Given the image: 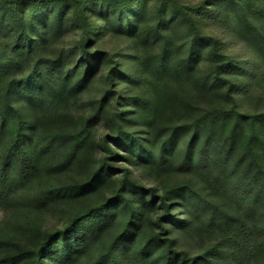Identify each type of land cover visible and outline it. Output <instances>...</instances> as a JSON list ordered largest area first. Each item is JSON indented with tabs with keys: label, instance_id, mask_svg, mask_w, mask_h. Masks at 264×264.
<instances>
[{
	"label": "trees",
	"instance_id": "trees-1",
	"mask_svg": "<svg viewBox=\"0 0 264 264\" xmlns=\"http://www.w3.org/2000/svg\"><path fill=\"white\" fill-rule=\"evenodd\" d=\"M89 1L0 0L29 7L11 25L0 17L10 38L0 52V205L12 218L0 264H264V112L238 110L219 42L175 0H157L155 24L143 22L146 0H106L99 11L110 17L95 20ZM212 1L264 69V0ZM68 16L70 45L46 54ZM176 18L182 42L170 32ZM108 31L135 52L134 75L98 47ZM121 82L140 90L124 94ZM85 96L89 110L74 116ZM47 214L59 220L51 231L41 229Z\"/></svg>",
	"mask_w": 264,
	"mask_h": 264
},
{
	"label": "rangeland",
	"instance_id": "rangeland-1",
	"mask_svg": "<svg viewBox=\"0 0 264 264\" xmlns=\"http://www.w3.org/2000/svg\"><path fill=\"white\" fill-rule=\"evenodd\" d=\"M175 1L193 12L199 30L204 34L214 37L221 46V54L229 59V71L225 72L223 76L235 86L233 97L236 99L238 110L247 113L264 112V69L253 51L237 37L236 22L231 12L218 5H214L212 0ZM104 2H106V0L89 1L87 7L88 15L92 17V20L98 19L99 16L110 17L109 11H105V9L99 11L100 6ZM146 2L147 10L146 18L143 21L144 24L162 22L163 15H160L157 11V0H146ZM53 11L54 8H52V6L45 7L40 11L38 16L39 18L45 19L47 13ZM100 12L104 15H100ZM14 13L17 14L18 17L27 18L29 7L21 6L13 12L10 7H5L0 4V17L3 16L6 25H11L13 23L15 19L13 16ZM12 16L14 19H11ZM52 16L53 14L51 13L48 19ZM64 28L65 37L49 45L45 51L46 54H52L53 50L58 47H68L70 45L71 40L69 38H72L71 36L73 34L71 17H66ZM185 30V24L176 18L175 22L172 23V31L170 32L177 42H182ZM9 43L10 38L6 35V31L0 33V52L7 51V44L9 45ZM98 47L106 51L110 58H114L119 62V66L123 73L134 75V71L136 70L134 60L135 52L130 48V44L125 38L115 36L109 32L99 41ZM204 64L205 71L212 69V67L216 65L214 60L207 55L204 58ZM100 74L101 73H98L95 76L91 89V96L95 98L103 91L104 83L99 79ZM118 88L127 95L139 92L140 90L138 86L123 82L118 84ZM87 98L89 97H82L76 104L72 105L71 113L74 116H81L87 113L89 110V107L85 103L87 102ZM124 108L126 109V106H124L122 110ZM143 129V127L134 126L131 128L129 127L127 130L134 133L137 132L138 135H141L142 133L140 132H144ZM106 132L105 127L103 125L100 126L96 131V138H100L101 135ZM145 183L148 182L145 181ZM11 224L12 218L10 213L0 205V232L5 233L3 230L7 231ZM58 224L59 220L57 218L53 217L51 214H47L44 216L43 221H41V229L43 231H51Z\"/></svg>",
	"mask_w": 264,
	"mask_h": 264
}]
</instances>
